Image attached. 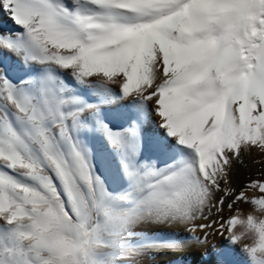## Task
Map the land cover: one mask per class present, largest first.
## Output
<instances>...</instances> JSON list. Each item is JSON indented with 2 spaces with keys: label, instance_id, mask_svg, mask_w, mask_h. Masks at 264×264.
<instances>
[{
  "label": "snow or ice",
  "instance_id": "1",
  "mask_svg": "<svg viewBox=\"0 0 264 264\" xmlns=\"http://www.w3.org/2000/svg\"><path fill=\"white\" fill-rule=\"evenodd\" d=\"M0 9V264H136L211 232L233 246L214 264L249 238L264 264V170L231 187L264 157V0Z\"/></svg>",
  "mask_w": 264,
  "mask_h": 264
},
{
  "label": "bare ground",
  "instance_id": "2",
  "mask_svg": "<svg viewBox=\"0 0 264 264\" xmlns=\"http://www.w3.org/2000/svg\"><path fill=\"white\" fill-rule=\"evenodd\" d=\"M17 26L8 17V15L0 9V30L8 31L14 30ZM11 63V61H9ZM0 67H3L0 64ZM112 119L116 125H120L122 121L115 114L112 115ZM257 159H264L257 154L245 155L243 157L244 162H235L231 171V187L236 189L238 192L241 188L250 180L259 178L261 175L262 166L255 163ZM220 194H218L219 196ZM255 195V193H253ZM228 201L225 202L223 216L227 217L232 213H229L227 208ZM238 207L241 209L243 215H247L250 210V205L239 204ZM258 215V214H257ZM171 230V229H170ZM237 231L240 230L239 225L237 226ZM183 232V230H180ZM186 237L190 236L189 233H183ZM203 239L204 233H197ZM227 233L221 235L219 232H211L208 235V240L206 244H193L191 247L187 248L181 253H171V252H160L156 254H147L137 258L136 264H214L216 259V253L218 250L224 248L226 245L228 247H233L227 243ZM253 243V239H245L242 244L235 246L234 253L231 257L233 264H246L247 256L240 251L243 244Z\"/></svg>",
  "mask_w": 264,
  "mask_h": 264
}]
</instances>
